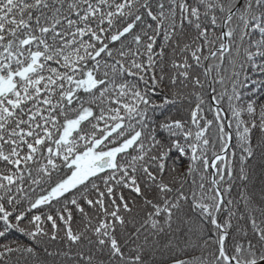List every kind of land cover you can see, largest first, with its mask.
<instances>
[{
    "label": "snow or ice",
    "instance_id": "snow-or-ice-1",
    "mask_svg": "<svg viewBox=\"0 0 264 264\" xmlns=\"http://www.w3.org/2000/svg\"><path fill=\"white\" fill-rule=\"evenodd\" d=\"M0 264H264V0H0Z\"/></svg>",
    "mask_w": 264,
    "mask_h": 264
},
{
    "label": "trees",
    "instance_id": "trees-1",
    "mask_svg": "<svg viewBox=\"0 0 264 264\" xmlns=\"http://www.w3.org/2000/svg\"><path fill=\"white\" fill-rule=\"evenodd\" d=\"M9 239H18V240H20V242H22V243L27 242L26 238L20 236L19 233H13V234L9 237Z\"/></svg>",
    "mask_w": 264,
    "mask_h": 264
}]
</instances>
